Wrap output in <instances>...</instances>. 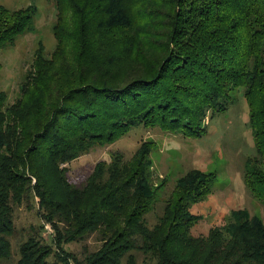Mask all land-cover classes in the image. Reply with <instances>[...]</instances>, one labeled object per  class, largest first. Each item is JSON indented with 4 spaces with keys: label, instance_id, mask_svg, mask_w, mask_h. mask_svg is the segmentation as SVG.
Segmentation results:
<instances>
[{
    "label": "trees",
    "instance_id": "16d2710c",
    "mask_svg": "<svg viewBox=\"0 0 264 264\" xmlns=\"http://www.w3.org/2000/svg\"><path fill=\"white\" fill-rule=\"evenodd\" d=\"M56 3V49L48 57L40 47L15 102L0 90V264H264V223L245 209L192 234L203 218L192 206L212 192L215 171L181 176L150 225L162 188L153 141L130 159L98 161L82 187L68 176L69 163L134 126L202 137L242 89L256 147L245 181L264 201V0ZM37 14L35 5L0 4V51L35 30ZM23 205L41 223L23 230L14 260ZM92 237L95 249L67 248Z\"/></svg>",
    "mask_w": 264,
    "mask_h": 264
},
{
    "label": "rangeland",
    "instance_id": "374dc122",
    "mask_svg": "<svg viewBox=\"0 0 264 264\" xmlns=\"http://www.w3.org/2000/svg\"><path fill=\"white\" fill-rule=\"evenodd\" d=\"M0 4L11 9L29 5L38 8L35 30L0 51V90L6 92L9 103H13L21 95V86L34 68L40 47L44 46L43 52L48 57L56 49L58 41L54 26L58 8L56 0H0ZM237 96L238 101L227 112L207 119V133L202 137H185L182 133L167 132L159 127L134 126L114 143L95 146L69 163L68 176L82 187L98 161H109L116 152L130 159L142 142L149 140L155 144L151 153L153 183L162 187L152 211L147 214L150 225H154L163 212L164 203L175 190L179 178L191 169L217 172L212 192L205 200L192 206L194 213L203 215L202 220L192 228L193 235L206 236L213 227L226 225L238 209L247 210L251 217L256 216L264 223V201L256 197L245 181L247 159L256 152L250 107L244 90L239 89ZM40 223L36 209H29L27 205L18 209L16 224L21 236L12 237L14 260L20 257V244L26 239L23 235L27 234L23 230L31 232ZM44 233L49 238V233ZM85 244L91 249L99 246V242L92 237L87 242H73L67 248L82 252Z\"/></svg>",
    "mask_w": 264,
    "mask_h": 264
}]
</instances>
